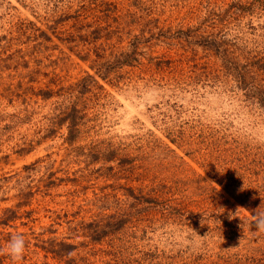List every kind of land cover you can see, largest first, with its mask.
Returning a JSON list of instances; mask_svg holds the SVG:
<instances>
[{"label":"rangeland","instance_id":"obj_1","mask_svg":"<svg viewBox=\"0 0 264 264\" xmlns=\"http://www.w3.org/2000/svg\"><path fill=\"white\" fill-rule=\"evenodd\" d=\"M261 197L264 0H0L18 264H264Z\"/></svg>","mask_w":264,"mask_h":264},{"label":"clouds","instance_id":"obj_2","mask_svg":"<svg viewBox=\"0 0 264 264\" xmlns=\"http://www.w3.org/2000/svg\"><path fill=\"white\" fill-rule=\"evenodd\" d=\"M252 223L258 232L264 233V211H255L252 216ZM25 245L26 242L23 234L12 233L7 247L5 249H0V254L9 256L13 264H18L24 256Z\"/></svg>","mask_w":264,"mask_h":264},{"label":"trees","instance_id":"obj_3","mask_svg":"<svg viewBox=\"0 0 264 264\" xmlns=\"http://www.w3.org/2000/svg\"><path fill=\"white\" fill-rule=\"evenodd\" d=\"M123 61H127V60H123ZM75 109H76V107L74 106V105H72L71 107H69V111L67 112V114H65L64 116H63V118H62V121L63 120H68V121H70V123H69V125H68V127H69V132H70V134L73 132V125H74V120L76 119V112H75ZM99 225V224H98ZM97 227V229H100V227L99 226H96ZM96 227L92 230L93 232H91V233H95V232H99L100 230H97L96 229ZM102 228V227H101ZM92 238V240H96L97 238H95V236L94 237H91Z\"/></svg>","mask_w":264,"mask_h":264}]
</instances>
